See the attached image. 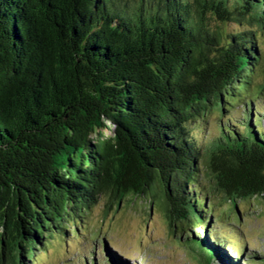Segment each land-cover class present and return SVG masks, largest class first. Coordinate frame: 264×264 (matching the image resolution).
<instances>
[{
	"label": "trees",
	"instance_id": "obj_1",
	"mask_svg": "<svg viewBox=\"0 0 264 264\" xmlns=\"http://www.w3.org/2000/svg\"><path fill=\"white\" fill-rule=\"evenodd\" d=\"M246 20L264 28V0H0V264H37L103 196L106 214L149 199L172 232L202 227L210 264L237 263L208 225L220 198L264 203V114L243 102L264 50Z\"/></svg>",
	"mask_w": 264,
	"mask_h": 264
},
{
	"label": "rangeland",
	"instance_id": "obj_2",
	"mask_svg": "<svg viewBox=\"0 0 264 264\" xmlns=\"http://www.w3.org/2000/svg\"><path fill=\"white\" fill-rule=\"evenodd\" d=\"M210 24L223 35L242 27L234 21L220 20L216 16L211 18ZM245 28L256 30L264 50V28L250 23L249 20H246ZM254 81V86L250 88L243 102L250 103L264 114V88L259 92V85L264 84V61L256 69ZM258 92L260 96L255 101L250 100ZM248 105L232 108L231 111L223 113L221 120L214 110L207 120L206 130L215 135L220 123L230 122L229 115L235 121L246 118L244 111ZM112 129L113 127L102 129L103 137H110L113 134ZM106 203V197L103 196L94 207L89 221L78 224L77 235L73 236L69 232L61 238L59 234H54L47 247L39 248L33 262L109 264L110 260H116L122 264H210L205 254L200 252L197 239L193 235V229L201 232L202 227L196 228L195 225L179 219L176 231L172 232L163 209L158 205L151 206L150 200L146 198H138L129 204L122 203L120 208L113 203L107 214ZM216 203L220 205L216 207V216L208 225V234L214 238L215 243L219 241L226 252V258L241 254L235 264H246V257L247 264H264V203L258 198L239 201L241 215L237 209L235 213L231 210L232 206L228 201L220 198ZM104 238L110 239L129 259L121 255L119 249L105 243ZM242 251L244 252L241 253ZM117 256L128 262H123ZM218 261L224 264V261Z\"/></svg>",
	"mask_w": 264,
	"mask_h": 264
},
{
	"label": "bare ground",
	"instance_id": "obj_3",
	"mask_svg": "<svg viewBox=\"0 0 264 264\" xmlns=\"http://www.w3.org/2000/svg\"><path fill=\"white\" fill-rule=\"evenodd\" d=\"M113 262L110 260L109 264H112Z\"/></svg>",
	"mask_w": 264,
	"mask_h": 264
}]
</instances>
